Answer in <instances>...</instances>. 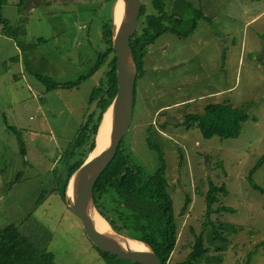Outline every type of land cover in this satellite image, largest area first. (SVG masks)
Segmentation results:
<instances>
[{
    "label": "rangeland",
    "instance_id": "374dc122",
    "mask_svg": "<svg viewBox=\"0 0 264 264\" xmlns=\"http://www.w3.org/2000/svg\"><path fill=\"white\" fill-rule=\"evenodd\" d=\"M185 1L205 19L190 36L168 34L148 48L121 147L128 166L148 176L162 165L163 155L180 225L170 264L184 261L195 235L205 232L209 184L226 190L213 208L234 211L212 214L210 220L244 228L230 237L222 264H247L248 256L249 264H264V194L247 181L264 156V0ZM5 2L1 17L17 31V41L0 32V229L15 225L51 252L55 264H127L99 254L60 193L50 192L52 182L60 186L65 152L85 123L93 91L107 83L110 60L70 91L50 92L26 70L57 84L89 75L108 49L101 31L116 7L112 12L106 0ZM216 104L246 110L249 119L238 138L206 139L197 128L181 126L186 114ZM14 130L23 141L24 159ZM149 130L155 149L148 144ZM252 183L264 191V161ZM44 192L47 197L39 201ZM186 197L190 204L182 215Z\"/></svg>",
    "mask_w": 264,
    "mask_h": 264
},
{
    "label": "trees",
    "instance_id": "16d2710c",
    "mask_svg": "<svg viewBox=\"0 0 264 264\" xmlns=\"http://www.w3.org/2000/svg\"><path fill=\"white\" fill-rule=\"evenodd\" d=\"M21 1L25 2V0ZM147 1L149 8L162 15L166 23H171V16L166 12L170 8L169 0ZM106 2L109 3L113 12L117 0H106ZM5 3V0H0V27H2L0 32L2 35L17 41V31L14 28H9L7 21L1 17ZM175 9L177 16L175 28H164L156 19L157 16H148L147 28L144 30V34L139 35L137 32L130 40L131 52L138 70L137 80L145 75L147 46L154 40L152 38L154 32H159L160 30L162 33L170 31L176 33L179 37H187L196 30L197 23L205 19L201 10L194 9L190 3L183 0L177 1ZM145 11L146 6H143L141 18ZM184 12L188 13V17L185 16ZM207 22L210 21L207 20ZM113 26L114 19L112 14V17L102 26L101 31L103 40L108 45L107 51L101 54L90 74L80 77L75 83L57 84L49 77L31 71L28 66L26 68L29 73L35 76L39 83L46 86L48 91H70L80 87L84 81L104 67L110 55H113L108 64L107 83L94 90L91 96L90 107L96 100L100 99L98 107L87 122L81 126L68 151L65 152V158H67L65 160V174L62 175V180L60 179V186L59 183H56L54 185L55 189L50 191L51 193L59 192L61 199L66 204V187H68L72 175L94 151L96 137L104 113L112 105L117 92L116 58L112 48ZM104 56L106 59H103ZM134 105H136V98H134L133 107ZM248 119L249 116L244 108H234L228 104H216L206 106L202 113L186 114L181 126L186 129L197 128L206 139L213 136L221 139H235L241 135L242 126ZM13 132L16 134L20 146L19 154L24 159L26 150L20 133L16 130ZM149 135L148 144L152 149H155L152 143L151 130H149ZM160 160L162 165L155 174L148 176L142 168L128 166L126 152L120 143L115 159L102 174L95 187L94 200L98 212L115 233L147 244L157 254L162 264H170L172 255L179 243L180 225H178L176 220L173 199L168 193L169 184L166 178V168L163 163L162 153H160ZM263 161L264 156L250 170L247 178L250 188L261 194H264V191L252 183V175ZM219 194L226 195L225 188H218L209 184L204 198L206 205L205 232L195 235L191 251L185 260L178 264H222V254L226 251L230 237L244 230L240 226L210 220V215L212 214L234 212L232 209L222 206L213 208V205L217 202L216 196ZM47 195L48 192H44L39 201L45 199ZM189 204L190 198L186 197L182 207V215ZM95 249L106 260L117 259L127 264H136L103 253L97 247ZM250 261L251 258L248 256L247 264ZM0 264H55V262L51 252L35 246L29 238L19 232L15 225L10 224L0 229Z\"/></svg>",
    "mask_w": 264,
    "mask_h": 264
},
{
    "label": "water",
    "instance_id": "95a60500",
    "mask_svg": "<svg viewBox=\"0 0 264 264\" xmlns=\"http://www.w3.org/2000/svg\"><path fill=\"white\" fill-rule=\"evenodd\" d=\"M120 0H117L115 6ZM123 17L120 25L113 26L112 48L116 58L115 75L117 92L109 109H114V122L108 143L99 147L98 137L104 124H100L96 137V147L92 152L95 156L88 157L85 163L72 175L65 190L67 207L81 221L83 229L100 251L117 258L136 264H162L160 258L147 244L136 239L102 232L98 229L96 218L100 215L97 210L94 191L102 174L116 157L118 147L126 136L132 123L134 92H136L137 65L130 48V40L136 35L142 13V0H122ZM100 99L89 108L85 123L96 111ZM209 160L205 159V168ZM101 216V215H100ZM102 217V216H101ZM103 218V217H102ZM107 222V221H106Z\"/></svg>",
    "mask_w": 264,
    "mask_h": 264
},
{
    "label": "bare ground",
    "instance_id": "6f19581e",
    "mask_svg": "<svg viewBox=\"0 0 264 264\" xmlns=\"http://www.w3.org/2000/svg\"><path fill=\"white\" fill-rule=\"evenodd\" d=\"M115 14H114V24L120 25L122 17H123V2L120 0L117 5L115 6ZM114 109H109L106 115L104 116V124L101 128L99 137H98V144L100 148H103L106 143H108L109 136L111 134L113 122H114ZM98 152H95L91 155V157L95 156ZM96 224L100 231L108 233L110 235H114L113 230L111 229L110 225L104 218L100 215L96 218Z\"/></svg>",
    "mask_w": 264,
    "mask_h": 264
},
{
    "label": "flooded vegetation",
    "instance_id": "af4514ba",
    "mask_svg": "<svg viewBox=\"0 0 264 264\" xmlns=\"http://www.w3.org/2000/svg\"><path fill=\"white\" fill-rule=\"evenodd\" d=\"M177 1L178 0H169V2H170L169 3L170 8L168 10H166V12H168L170 14V16H171V21H170L171 23H166V21H164V18L162 17V15H159L157 11H154L153 9L149 8V6H148L149 3H148L147 0H142V6H146V11L143 14L142 18H140L139 27H138V30H137L138 34L139 35L144 34V30L147 28V17L148 16H157L156 19L158 20V22L164 28L165 27H169V28H172L173 27V28H175L176 27V22H177V16H176L175 6H176ZM183 1L186 2L185 0H183ZM208 23H211V22H208ZM168 34H175V35H177L176 33H172L170 31H166V32H163L162 33L161 30H160L159 32H154L153 35H152V38L154 40L150 44H148L147 47L149 48L154 42L160 40L162 37H164L165 35H168ZM180 38H185V37H180ZM147 51H148V49H147ZM146 55H147V53H146ZM110 57L111 58H109V60L112 59L113 55H110ZM145 58H146V56H145ZM137 83H138V80H136V87H137ZM134 94H136V92H134ZM134 98H136V96H134Z\"/></svg>",
    "mask_w": 264,
    "mask_h": 264
},
{
    "label": "crops",
    "instance_id": "0c3cea01",
    "mask_svg": "<svg viewBox=\"0 0 264 264\" xmlns=\"http://www.w3.org/2000/svg\"><path fill=\"white\" fill-rule=\"evenodd\" d=\"M61 180H62V178H61ZM51 184H54V185H56V183H55V182H52Z\"/></svg>",
    "mask_w": 264,
    "mask_h": 264
},
{
    "label": "built area",
    "instance_id": "2783aa9c",
    "mask_svg": "<svg viewBox=\"0 0 264 264\" xmlns=\"http://www.w3.org/2000/svg\"><path fill=\"white\" fill-rule=\"evenodd\" d=\"M53 186H54V185H53ZM51 189H52V190L55 189V186H54V188L52 187Z\"/></svg>",
    "mask_w": 264,
    "mask_h": 264
}]
</instances>
